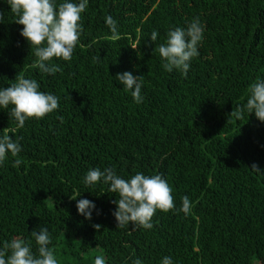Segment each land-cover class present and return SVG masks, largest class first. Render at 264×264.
Segmentation results:
<instances>
[{
    "label": "trees",
    "instance_id": "obj_1",
    "mask_svg": "<svg viewBox=\"0 0 264 264\" xmlns=\"http://www.w3.org/2000/svg\"><path fill=\"white\" fill-rule=\"evenodd\" d=\"M0 12V89L23 77L60 98L57 110L23 128L11 106L0 108V136L21 147L0 164V247L21 238L35 253L31 232L46 228L56 256L63 239L75 242L59 254L63 264L71 255L72 264H93L92 253L105 264H161L166 256L173 264H264V122L247 111L229 116L264 79V0H88L72 59H54L62 69L54 75L34 67L5 0ZM194 18L204 28L199 55L186 77L165 71L156 49ZM124 72L142 75L141 103L115 79ZM95 168L124 179L160 174L176 208L157 210L151 229L117 228L118 195L102 179L83 182ZM184 196L187 215L179 211ZM80 199L95 205L90 219L78 214Z\"/></svg>",
    "mask_w": 264,
    "mask_h": 264
},
{
    "label": "clouds",
    "instance_id": "obj_2",
    "mask_svg": "<svg viewBox=\"0 0 264 264\" xmlns=\"http://www.w3.org/2000/svg\"><path fill=\"white\" fill-rule=\"evenodd\" d=\"M10 7V12L16 17L14 22L22 25L20 35L34 49L36 60L34 67L41 73L54 75L62 71L58 64L52 63L54 59L69 61L77 46L82 32L80 24L81 13L88 5V0H63L57 4L56 0H5ZM4 21V14L0 12V23ZM106 25L115 34L116 21L108 16ZM204 28L199 18H194L187 29L180 27L167 32L164 44L158 46L156 51L163 61L162 67L167 72L173 69L179 70L183 76H187L190 61L199 55L198 45L202 42ZM158 33L153 30L150 40L155 42ZM97 59L94 57V60ZM115 79L123 85L125 92H130L133 101L141 103V76H133L131 72L118 73ZM249 97L242 107H237L229 114L237 120L254 113L255 118L264 122V79L253 82L248 88ZM59 97L40 91V84L35 79L17 78L11 86L0 89V108L10 109V116L17 122V128H23L25 121L29 119H42L45 115L59 108ZM62 121V117H60ZM21 151L20 144L10 135L0 136V164L7 155L17 157ZM23 161L16 159L14 167H18ZM251 170L260 172L256 164ZM109 185L108 192L117 194L119 199L112 203L116 205L112 213L116 220L117 228L132 225L134 231L137 227L151 229L152 218L157 210L167 213L176 208L172 188L160 174L145 175L136 173L129 179L118 176L113 169H91L84 178L86 186H94L99 181ZM75 199V198H73ZM95 205L88 199H80L76 208L78 214L86 219L91 218V209ZM192 204L187 196L182 197V206L179 211L189 214ZM100 225H94L99 231ZM36 245V252L32 251V240L14 238L10 242L5 241L0 247V264H59L54 248L49 247L51 236L46 228H40L37 233L31 232ZM94 264H105L102 256L94 258ZM133 264H142L139 259ZM161 264H173L170 257H164Z\"/></svg>",
    "mask_w": 264,
    "mask_h": 264
},
{
    "label": "rangeland",
    "instance_id": "obj_3",
    "mask_svg": "<svg viewBox=\"0 0 264 264\" xmlns=\"http://www.w3.org/2000/svg\"><path fill=\"white\" fill-rule=\"evenodd\" d=\"M69 245H71V247L73 248L72 249V252L74 251V249H76V247H75V242L74 241H70V240H67V239H63L62 240V243L58 246V250H57V252H56V254H57V259H58V261H59V264H63L65 261H63L62 260V258L59 256V254L62 252V251H69V247H67V246H69ZM92 257H93V259H92V262H93V264H94V258L97 256L95 253H92V255H91ZM72 257V255L70 256V258ZM70 258H68V260H67V262H69V263H74L76 260L75 259H70Z\"/></svg>",
    "mask_w": 264,
    "mask_h": 264
}]
</instances>
